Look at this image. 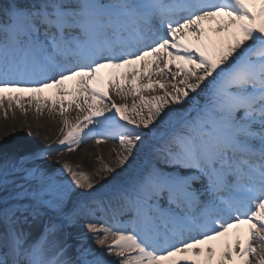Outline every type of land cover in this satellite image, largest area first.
<instances>
[{"label":"snow or ice","instance_id":"obj_1","mask_svg":"<svg viewBox=\"0 0 264 264\" xmlns=\"http://www.w3.org/2000/svg\"><path fill=\"white\" fill-rule=\"evenodd\" d=\"M13 106L62 138L0 144V264H264V0H0Z\"/></svg>","mask_w":264,"mask_h":264},{"label":"bare ground","instance_id":"obj_2","mask_svg":"<svg viewBox=\"0 0 264 264\" xmlns=\"http://www.w3.org/2000/svg\"><path fill=\"white\" fill-rule=\"evenodd\" d=\"M120 71L124 70L122 69ZM66 87L71 88L72 82H69ZM43 95L50 97L52 92H45ZM113 99L117 103L123 102L114 95ZM23 102L27 107V96ZM4 103L6 107L7 101ZM128 103L131 104V98H129ZM75 115L76 113L72 112L70 118L74 119ZM61 119L59 116L50 117L47 111L38 117L33 109H28L27 115H22L18 109H15V106H13V111L5 119L3 110L0 109V144H6L10 148L17 146H38L39 144L42 146L41 149H44L53 141V146L56 147L57 141L62 138L60 132ZM118 143V140H111L97 146L94 140L88 139L75 152L69 153L67 161L74 166L77 164L80 165L77 170H83L90 174L94 173L105 164L109 166L113 165L115 153H112L111 150L117 147ZM97 156L101 157V159L97 160ZM64 159L65 157L49 159L45 163L58 169ZM117 173H121L120 168H116L115 172L110 175H116ZM98 219L101 222L108 221V217L104 215H101ZM92 247L96 248L94 244Z\"/></svg>","mask_w":264,"mask_h":264},{"label":"rangeland","instance_id":"obj_3","mask_svg":"<svg viewBox=\"0 0 264 264\" xmlns=\"http://www.w3.org/2000/svg\"><path fill=\"white\" fill-rule=\"evenodd\" d=\"M49 144L54 145V144H53V141H51ZM38 147H39V148H42V146L39 145V144H38ZM68 155H69V152H63L62 154H56V153H54L52 157H45L44 162H45L46 160H49V159L65 157V159L62 161V162L64 163V162L67 161V156H68ZM67 162H68V161H67ZM63 163H62V164H63ZM62 164L60 165V167H59L58 169H61V168H62Z\"/></svg>","mask_w":264,"mask_h":264}]
</instances>
